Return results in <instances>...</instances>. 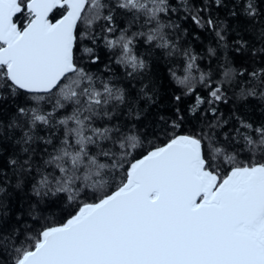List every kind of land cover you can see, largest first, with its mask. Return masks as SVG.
<instances>
[{
    "label": "snow or ice",
    "instance_id": "1",
    "mask_svg": "<svg viewBox=\"0 0 264 264\" xmlns=\"http://www.w3.org/2000/svg\"><path fill=\"white\" fill-rule=\"evenodd\" d=\"M0 264H264V0H0Z\"/></svg>",
    "mask_w": 264,
    "mask_h": 264
}]
</instances>
